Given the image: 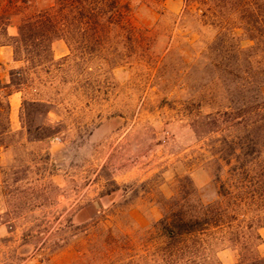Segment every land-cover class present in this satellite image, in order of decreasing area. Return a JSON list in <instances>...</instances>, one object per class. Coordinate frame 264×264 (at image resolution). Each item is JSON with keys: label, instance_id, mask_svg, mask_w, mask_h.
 <instances>
[{"label": "rangeland", "instance_id": "obj_1", "mask_svg": "<svg viewBox=\"0 0 264 264\" xmlns=\"http://www.w3.org/2000/svg\"><path fill=\"white\" fill-rule=\"evenodd\" d=\"M63 3L0 0V84L4 63L26 82L19 128L0 126V264H264V206L219 200L214 182L219 151L264 119L219 114L211 62L231 54L203 17L219 14L120 0L95 28ZM45 18L62 27L46 39ZM172 209L236 218L172 239Z\"/></svg>", "mask_w": 264, "mask_h": 264}, {"label": "trees", "instance_id": "obj_2", "mask_svg": "<svg viewBox=\"0 0 264 264\" xmlns=\"http://www.w3.org/2000/svg\"><path fill=\"white\" fill-rule=\"evenodd\" d=\"M70 1L63 3L65 8L70 7V13L78 14L94 27H100L101 19L106 14L120 12V0H72L69 5ZM188 1L202 3L208 6V11L219 14L213 17L203 15L210 19L211 27L218 26L221 29L220 36L210 48L222 51L226 48V52L231 54L226 63L223 62L224 58L220 62H211L229 102L223 113L221 111L219 114L237 112L242 116L241 111L244 108H247L246 112L251 115H259L262 112L264 114V0ZM41 26L48 31L41 34L45 39L50 30L57 33L62 30L61 26L55 27L48 18L41 22ZM238 31H241V35H238ZM243 42L250 44L244 48ZM258 52L262 61L256 64L250 58ZM242 57L245 62L243 64L240 63ZM22 72L18 70L10 73V83L0 84V126H6L5 131L11 127L9 98L16 92L24 93L23 86L26 82L22 78ZM44 105L40 99L30 101L24 98L23 101L24 109ZM248 120L244 140L237 135L226 151H219L220 158L216 162L214 182L219 200L227 199L235 204L251 202L264 206V119L262 124H257L253 119ZM235 218L236 216L225 214L210 218L206 213L191 217L172 209L160 221V225L169 233L168 236L174 239L204 226L229 224ZM262 227L264 225L260 228Z\"/></svg>", "mask_w": 264, "mask_h": 264}, {"label": "crops", "instance_id": "obj_3", "mask_svg": "<svg viewBox=\"0 0 264 264\" xmlns=\"http://www.w3.org/2000/svg\"><path fill=\"white\" fill-rule=\"evenodd\" d=\"M8 48L10 47L9 46L2 47V49H5V50H8ZM8 62H11L10 59L8 60ZM3 66H5L6 69L4 70L5 71L4 76L1 78L2 84H9L10 83V71H9L10 69H7L8 68L7 63H4ZM9 101L11 105V111H10L11 128L18 129L19 128V125H18L19 106L22 101L21 93L16 92L12 94L9 98ZM259 236L261 238V243L258 246V252L261 257H264V227L259 229Z\"/></svg>", "mask_w": 264, "mask_h": 264}]
</instances>
